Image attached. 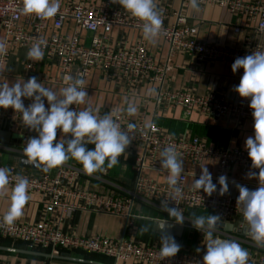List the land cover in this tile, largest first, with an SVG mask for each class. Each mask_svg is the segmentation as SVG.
Instances as JSON below:
<instances>
[{
    "label": "built area",
    "instance_id": "built-area-1",
    "mask_svg": "<svg viewBox=\"0 0 264 264\" xmlns=\"http://www.w3.org/2000/svg\"><path fill=\"white\" fill-rule=\"evenodd\" d=\"M176 2L179 3L177 7H175ZM189 3L190 0H158L163 20L160 38L168 44V54L166 61H155L148 53L145 41L142 39L128 48H115L106 43L107 35L115 27L141 29L139 21L111 0H101L99 6L83 2L68 3L60 6L58 14L48 20L22 14L19 11L21 0H0L1 41L7 44L6 53L0 54V75L6 74V63L12 50L25 48L28 51L33 44L42 42L44 54L57 59L63 76L73 72V75L86 79L94 71L100 70L128 86L149 82L156 87L154 97L156 105L164 108L180 107L187 114L196 112L215 120L235 121L237 124L248 121L253 124L248 98L229 102L217 92L196 94L191 89L171 90L164 86L165 72L169 67L168 60L177 53L190 54L199 62L233 63L238 57L263 51L260 44L244 50L219 46L199 39L196 27L188 23L187 16L183 12V8ZM198 3L201 8L207 5L217 6L231 14L244 17L254 24L259 33H264V1L198 0ZM169 18H172L171 22ZM65 21H72L74 24L75 30L70 36L60 33ZM48 22L51 23L53 32L44 35ZM80 30L88 34V38L84 41L80 37ZM233 31L237 33L240 29L235 27ZM31 65V62H28L25 69L31 68ZM24 103L27 106L31 100L24 99ZM45 105L47 107L46 102ZM71 107L79 110L76 105ZM144 116V112H141L136 119L119 114L115 116L125 130L128 123L136 125L131 132L133 140L126 149H140L130 167L132 177L129 180V187L107 180L109 169L104 173L97 172L89 176L84 173L81 166L65 163L46 173L31 175L22 174L12 166L0 164V167H8L12 170L9 188L14 185L17 175L28 178L30 182L28 193L39 195L45 215L35 222L15 221L12 225L4 224L3 218H0V237L20 240L31 249H41L53 256H60L69 251H81L109 257L114 260V264H199L206 246L203 243V233L192 226L190 220L194 218L189 213L207 211L210 214H219L221 223H229L232 226L231 231L218 227L214 237L239 242L249 252L248 264H264V247H257L241 227L242 215L236 205L238 196L230 193L221 196L218 192L208 196L203 190L193 191L192 184L188 183V177L192 175L193 169L205 162L215 163L216 173L212 176L213 183H217L220 175L233 170L240 173L250 170L258 173V169H251V160L245 147L210 144L198 135H170L156 122H145ZM146 124L149 126L146 127ZM5 129L22 135L23 148L26 144L25 140L36 135L34 131L23 126L21 114L15 113L11 108H0V130ZM60 134L58 130L57 139ZM169 145L177 149L184 162V172L178 181V186L182 188V198L176 206L182 210L185 218L184 223L180 225L182 229L197 235L195 250L185 245L175 256L162 259L159 255L161 243H146L135 237L115 239L101 234L67 233L54 223L53 216L59 218L63 213L99 212L122 218L124 231H130L136 227L139 219L149 218L141 213V207L147 206L162 214L152 219L167 221L173 227L179 225L169 219L167 212L161 210V201L168 199L170 189L166 178L160 179L165 172L161 169L159 160L160 152ZM23 148L15 150L20 158H26L23 155ZM83 178L84 187H81ZM92 179L104 183L105 190L101 192L93 187L90 183ZM238 183L245 186L253 184L247 181ZM254 185L258 187V184ZM138 204L140 207L137 206ZM198 248L199 252H197ZM0 264L17 263L0 259Z\"/></svg>",
    "mask_w": 264,
    "mask_h": 264
},
{
    "label": "clouds",
    "instance_id": "clouds-1",
    "mask_svg": "<svg viewBox=\"0 0 264 264\" xmlns=\"http://www.w3.org/2000/svg\"><path fill=\"white\" fill-rule=\"evenodd\" d=\"M111 2L119 4L132 18L140 22L146 41L155 43L162 35L163 20L158 0H111ZM189 7L198 11V0H190ZM59 9L60 0H21L19 7V11L25 16H34L41 20L54 18ZM6 51V42L0 41V54ZM26 57L32 62L41 61L44 57L42 42L33 44ZM239 69H243V74L233 91L240 98L250 99L248 107L251 109L253 119V133L245 139L244 147L251 160V169L259 170L258 173L250 170L246 176L264 177V51H255L250 55L236 58L231 65V71L236 73ZM64 79L66 86L54 90L38 82L36 76H31L26 81L20 78L10 84L0 75V108H11L15 113H20L23 126L36 133L27 139L23 148V155L28 163L33 166L42 165L45 170H50L73 159L82 166L86 175L104 173L119 163V158L126 153L133 140L131 132L136 128L134 123H128L127 129H123L115 116L118 114L136 116L139 103L136 98H125L123 107L103 115L100 114L98 107L73 109L71 107L73 105H86V99L89 97L86 91L88 83L77 75L69 74ZM151 95L156 96L154 90ZM24 99H30L31 103L25 106ZM58 130L61 133L59 139ZM88 145L93 147L89 148ZM159 161L170 189L168 199L161 201V210L167 212L169 219L175 224L182 225L185 218L176 204L182 198V188L178 186V181L184 172L183 159L177 149L169 145L160 152ZM11 172L8 167H0V196L6 197L9 201L3 216V223L6 225L14 224L23 215V209L29 200L28 178L17 175L14 185L9 188ZM235 186L239 192L236 205L242 215L241 227L257 247H264V180H259L255 190L239 183ZM192 189L196 192L203 190L208 196L214 192L223 196L229 192L228 177L220 175L217 183H213L212 173L203 165L199 178L193 180ZM170 204L175 206H169ZM162 221L163 224L155 221L152 224L160 232L159 255L164 259L175 256L181 246L168 231L172 225ZM190 221L204 236L206 250L199 264H248L249 252L239 242L214 237V232L221 222L219 214L195 216ZM147 230L148 226L141 229ZM199 251L198 248L197 252Z\"/></svg>",
    "mask_w": 264,
    "mask_h": 264
},
{
    "label": "crops",
    "instance_id": "crops-1",
    "mask_svg": "<svg viewBox=\"0 0 264 264\" xmlns=\"http://www.w3.org/2000/svg\"><path fill=\"white\" fill-rule=\"evenodd\" d=\"M244 1H264V0H244ZM83 2L99 6L101 0H60V6L68 3ZM179 3H175V7ZM183 12L187 16V21L197 29V36L203 41H207L219 46H225L235 49H248L255 44H260L264 51V33H259L254 24L250 23L246 18L229 13L226 9L217 6L207 5L199 7L198 11L192 10L189 4L183 8ZM172 21V18H169ZM239 27L240 31L235 33L233 29ZM75 30L72 21H65L60 29V33L70 36ZM53 32L51 23L48 22L43 32L49 35ZM81 39L84 41L88 38V34L80 30ZM2 39L0 33V41ZM144 40L148 53L155 61H166L168 54V44L158 38L155 43L146 41L143 38L142 30L132 27H115L106 37V43L115 48H128L133 46L138 40ZM27 49L18 48L12 50L5 67V76H3L10 84L15 80L23 78L25 81L36 76L38 82L43 83L46 87L59 90L66 86L65 77L60 73L57 59H52L44 54L41 61L32 62L27 59ZM31 62V68L25 69V65ZM169 67L165 72L164 86L171 90L191 89L196 94H204L208 92H217L221 94L226 101L234 102L240 97L233 91L234 86L238 85L243 74V69H239L236 73L231 71L232 63L228 62H199L192 55L187 53H177L168 60ZM73 75V72L68 75ZM64 77V78H63ZM62 80H64L62 82ZM88 86L86 91L89 97L86 99V105L77 106L82 110L86 106L94 109L99 108L100 114L103 115L109 111H115L124 106L125 98H136L139 103L138 113L134 117L136 119L141 112L145 113V122H156L163 127L170 135H198L207 140L210 144H217L223 147H244L245 139L252 135V123L248 121L237 124L235 121L215 120L196 112L190 114L180 108H164L156 105L154 97L151 95L152 90L156 91L155 85L149 82H141L137 86H128L119 80L112 78L104 71L96 70L86 79ZM47 103V101L45 100ZM125 116H127L125 114ZM128 117V116H127ZM11 134H18L8 129ZM61 134L59 135L60 138ZM58 138V139H59ZM0 164L3 166H12L20 173L39 174L34 171L19 167L20 156L15 150H20V145L13 142H0ZM89 148L93 147L88 145ZM140 152L139 148L134 150H126V153L119 158V163L109 169L110 173L107 180L114 184L129 187V180L132 177L131 164L135 160V156ZM68 164L81 166L78 162L70 159ZM205 165L212 173H216L215 163L205 162L200 167L194 168L195 175L188 177V183L192 184L193 180L198 179L201 167ZM82 167V166H81ZM53 172V171H52ZM248 173V172H246ZM246 173H240L233 170L225 174L229 181V192L238 196L239 192L236 183L239 181H247L250 184L249 189L255 190L254 184H259V180L264 178H248ZM161 177L166 178L165 175ZM160 177V179H161ZM259 179V180H258ZM89 181V179H87ZM235 182V183H233ZM88 183V182H87ZM91 185L99 191H104L106 185L98 180H91ZM81 187H84V178ZM29 194V200L23 209V215L16 221L19 223H31L44 217L43 203L37 194ZM9 201L6 197L0 196V218H3L7 211ZM137 212V211H136ZM142 213V212H141ZM149 218L139 219L133 230L124 231V220L120 217L109 216L99 212L84 213L71 212L63 213L59 218L54 219V223L64 232L76 233L80 235L101 234L111 238L119 239L136 238L146 243H160V235L152 231V218L161 215L144 214ZM151 217V218H150ZM144 226H148L147 231H141ZM187 232H190L187 230ZM184 230L182 231V234ZM181 234V235H182ZM180 236H173L176 242L181 246L180 249L188 244H183ZM198 239V238H197ZM180 242V243H179ZM196 242L192 250L196 249ZM0 247L14 249L16 251L0 250V259L17 264H91L87 262L59 259L53 257H45L38 254H29L23 251L49 254L41 249H31L20 240L0 237ZM22 251V252H21ZM51 255V254H49ZM62 257L74 259H82L101 264H114V260L97 254L85 253L81 251L65 252Z\"/></svg>",
    "mask_w": 264,
    "mask_h": 264
},
{
    "label": "water",
    "instance_id": "water-1",
    "mask_svg": "<svg viewBox=\"0 0 264 264\" xmlns=\"http://www.w3.org/2000/svg\"><path fill=\"white\" fill-rule=\"evenodd\" d=\"M31 137H33V136H31ZM22 141H23L22 135L11 134L8 131H2V130H0V142H5V143L13 142V143H16V144L20 145ZM26 141L27 140H25V142ZM18 165L21 168H26V169H30V170H34V171H39V172H42V173H46V172L49 171V170H45L44 166H42V165L41 166H33L32 164H30V163L27 162V158H20ZM153 221H155V222H157L159 224H163V221L152 220V222ZM167 223L169 225H171V223H169V222H167ZM218 227H221L225 231H231V229H232V226L229 223H221L220 222V226H218ZM152 231L155 232L156 234L160 235L159 230H157L155 228V225H153V224H152ZM168 231H169V233L172 236H180L182 234L183 229H182V226L176 225L174 227L171 226L168 229ZM0 250H4V251H16L14 249H8V248H4V247H0ZM23 252H26V253H29V254H38V255L45 256V257H53V258L68 259V260H77V261L87 262V263H91V264H101V263L87 261V260L85 261V260H82V259H74V258L62 257V256H53V255H49V254L34 253V252H28V251H23Z\"/></svg>",
    "mask_w": 264,
    "mask_h": 264
},
{
    "label": "trees",
    "instance_id": "trees-1",
    "mask_svg": "<svg viewBox=\"0 0 264 264\" xmlns=\"http://www.w3.org/2000/svg\"><path fill=\"white\" fill-rule=\"evenodd\" d=\"M207 214H210V213L207 212V211H195L194 213L193 212L192 213L191 212L189 213V215L192 218H194L195 216H200V215L206 216ZM180 239H183V241H182L183 244H188L191 248H193L194 247V243L197 240V235L196 234H193L191 232H187L185 236H184V234H182Z\"/></svg>",
    "mask_w": 264,
    "mask_h": 264
},
{
    "label": "rangeland",
    "instance_id": "rangeland-1",
    "mask_svg": "<svg viewBox=\"0 0 264 264\" xmlns=\"http://www.w3.org/2000/svg\"><path fill=\"white\" fill-rule=\"evenodd\" d=\"M16 49H18V48H16ZM22 174H25V173H22ZM31 175H36V174H31ZM161 179H165L164 177H161ZM138 207H140V205L138 204L137 205ZM141 211H142V213H144V214H149V215H154V214H158V215H162V214H160V212L159 211H157V210H154V209H150L149 207H147V206H143V207H141ZM186 233H187V230H184V236L186 235Z\"/></svg>",
    "mask_w": 264,
    "mask_h": 264
}]
</instances>
